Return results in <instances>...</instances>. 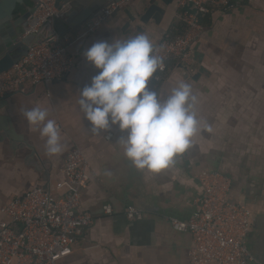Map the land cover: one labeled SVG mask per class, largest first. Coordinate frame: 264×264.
<instances>
[{"label":"crops","instance_id":"obj_1","mask_svg":"<svg viewBox=\"0 0 264 264\" xmlns=\"http://www.w3.org/2000/svg\"><path fill=\"white\" fill-rule=\"evenodd\" d=\"M229 1L213 12L212 24L195 44L203 62L191 72L176 60L169 62L158 88L157 93L166 96L179 80L191 84L197 119L211 127L210 132L201 129L191 146L159 172L135 168L119 143L124 133L115 125L93 132L78 105L80 90L99 71L83 53L97 41L124 40L123 16L107 19L94 34L75 43L78 66L67 77L48 86L26 84L10 94L9 109L2 113L11 117L26 144L13 149L11 141L0 136V210L36 186L62 194L63 169L75 148L89 161L91 175L78 211L90 213L93 224L63 264H192V238L175 231L170 218L192 216L200 192L198 177L213 172L230 177L233 197L252 210L250 263L264 264V0ZM181 11L175 2L169 5L161 22L166 35L151 31L150 38L174 35L175 27L182 25ZM201 66L206 73L192 79ZM33 107L47 110L48 119L56 121L61 153L49 155L46 138L24 117ZM107 204L113 209L110 216L102 212ZM127 206L143 210V218L128 222Z\"/></svg>","mask_w":264,"mask_h":264},{"label":"built area","instance_id":"obj_2","mask_svg":"<svg viewBox=\"0 0 264 264\" xmlns=\"http://www.w3.org/2000/svg\"><path fill=\"white\" fill-rule=\"evenodd\" d=\"M128 0L104 8L101 14L91 16L80 29L49 41L33 45L28 55L10 71L0 76V97L13 94L21 86H48L64 79L77 69V58L72 52L75 43L94 34L117 6ZM192 2L196 12L183 10ZM229 0H175L182 10L181 35L166 37L156 43L157 54L162 56L163 67L149 80V87L158 91V83L176 60L191 72L196 64L195 44L205 30L201 17L212 10L226 7ZM57 0H36V31L46 23H53L58 12ZM112 133L107 135L111 139ZM63 172L66 180L59 185L62 194L45 186H36L22 196L8 201L0 210V264H63L72 254L77 240L93 224L88 212H79L81 194L91 175L87 157L75 148L67 157ZM200 192L194 198V211L188 219L171 217L175 231L188 233L192 238L189 251L192 264H251L249 246L254 218L249 206L233 197V182L220 172L205 173L198 177ZM102 212L112 215L111 205H103ZM144 216L143 210L127 206L124 217L128 222ZM261 264V263H258Z\"/></svg>","mask_w":264,"mask_h":264},{"label":"clouds","instance_id":"obj_3","mask_svg":"<svg viewBox=\"0 0 264 264\" xmlns=\"http://www.w3.org/2000/svg\"><path fill=\"white\" fill-rule=\"evenodd\" d=\"M98 73L79 92L80 111L95 133L117 126L123 153L137 169L159 172L185 152L201 129L191 84L179 80L166 96L148 85L163 67V57L150 36L138 33L126 40L97 41L83 53ZM33 130L45 139L49 155L61 153L60 129L48 112L33 107L23 112Z\"/></svg>","mask_w":264,"mask_h":264},{"label":"water","instance_id":"obj_4","mask_svg":"<svg viewBox=\"0 0 264 264\" xmlns=\"http://www.w3.org/2000/svg\"><path fill=\"white\" fill-rule=\"evenodd\" d=\"M122 1L124 0H57L58 12L54 16L53 23H46L34 31L37 25V19L34 17L36 0H0V76L13 69L22 58L27 56L33 45L49 41L56 35L75 33L91 16L101 14L104 8L112 7ZM27 2L30 4L26 6L25 12L16 15L18 6ZM174 2L175 0H128L126 5L115 7L107 19L123 16L124 40L141 32L149 36L151 31L166 35L167 31L161 27V22L167 7ZM183 10L196 12V7L192 2H187ZM160 40L153 42L156 44ZM194 56L196 63L203 62L200 51L195 50ZM205 73L206 70L201 66L192 79L197 80ZM186 76L189 75L186 73ZM19 89H23V86ZM10 97L9 94L0 97V136L9 139L13 149H21L26 144L25 137L17 132L11 117L2 113L3 110L9 109ZM32 152L34 156L33 149Z\"/></svg>","mask_w":264,"mask_h":264},{"label":"trees","instance_id":"obj_5","mask_svg":"<svg viewBox=\"0 0 264 264\" xmlns=\"http://www.w3.org/2000/svg\"><path fill=\"white\" fill-rule=\"evenodd\" d=\"M30 3L27 2L25 5H22V6H18L17 10H16V15H19L20 13H24L25 10H26V6L29 5ZM215 10H212L210 12H208L207 14H205L204 16L201 17V22L203 24V26L206 28V27H209L211 24H212V14ZM176 29V32L174 35H171L169 37H174V36H178V35H181L184 31V28H183V23L182 25L180 26H176L175 27ZM177 64V62H174ZM175 65V64H174ZM166 77V75L164 74L163 76V79ZM162 82H159L158 83V86L161 85Z\"/></svg>","mask_w":264,"mask_h":264}]
</instances>
